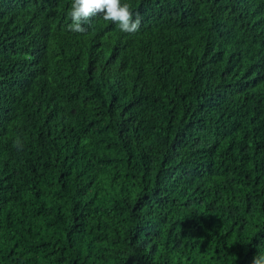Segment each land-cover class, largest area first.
<instances>
[{"label": "trees", "instance_id": "1", "mask_svg": "<svg viewBox=\"0 0 264 264\" xmlns=\"http://www.w3.org/2000/svg\"><path fill=\"white\" fill-rule=\"evenodd\" d=\"M71 3L0 0V264H252L264 0Z\"/></svg>", "mask_w": 264, "mask_h": 264}, {"label": "clouds", "instance_id": "2", "mask_svg": "<svg viewBox=\"0 0 264 264\" xmlns=\"http://www.w3.org/2000/svg\"><path fill=\"white\" fill-rule=\"evenodd\" d=\"M96 15H102L105 21L118 25L120 31L125 33L137 32L142 19L139 12L134 13L131 4L122 3V0H72L69 12L71 23L67 28L71 32L84 33L87 30L84 24ZM13 144L17 150L23 148L19 136ZM252 264H264V253H258Z\"/></svg>", "mask_w": 264, "mask_h": 264}]
</instances>
